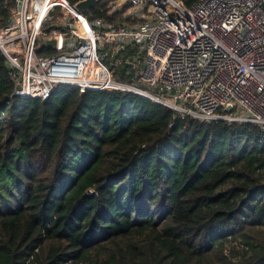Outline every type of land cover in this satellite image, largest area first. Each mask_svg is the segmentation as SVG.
I'll return each mask as SVG.
<instances>
[{
    "label": "trees",
    "instance_id": "16d2710c",
    "mask_svg": "<svg viewBox=\"0 0 264 264\" xmlns=\"http://www.w3.org/2000/svg\"><path fill=\"white\" fill-rule=\"evenodd\" d=\"M88 13L119 17L102 1ZM12 91L0 51V264H264L258 125L129 91Z\"/></svg>",
    "mask_w": 264,
    "mask_h": 264
},
{
    "label": "built area",
    "instance_id": "2783aa9c",
    "mask_svg": "<svg viewBox=\"0 0 264 264\" xmlns=\"http://www.w3.org/2000/svg\"><path fill=\"white\" fill-rule=\"evenodd\" d=\"M76 1L14 0L0 26L12 95L45 100L60 83L129 91L181 118L264 131V0H97L114 19Z\"/></svg>",
    "mask_w": 264,
    "mask_h": 264
},
{
    "label": "water",
    "instance_id": "95a60500",
    "mask_svg": "<svg viewBox=\"0 0 264 264\" xmlns=\"http://www.w3.org/2000/svg\"><path fill=\"white\" fill-rule=\"evenodd\" d=\"M97 0H77L74 4L73 7L77 11H89L90 9H93L96 5ZM52 43V42H50ZM227 111H230L231 108L228 107L226 109Z\"/></svg>",
    "mask_w": 264,
    "mask_h": 264
},
{
    "label": "rangeland",
    "instance_id": "374dc122",
    "mask_svg": "<svg viewBox=\"0 0 264 264\" xmlns=\"http://www.w3.org/2000/svg\"><path fill=\"white\" fill-rule=\"evenodd\" d=\"M11 9V8H10ZM117 18V17H116ZM119 18V17H118ZM101 52V51H100ZM137 68V67H136Z\"/></svg>",
    "mask_w": 264,
    "mask_h": 264
}]
</instances>
